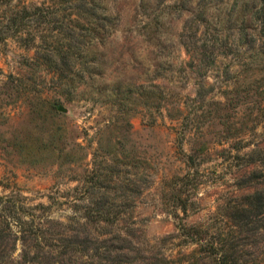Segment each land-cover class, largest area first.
<instances>
[{"label":"rangeland","instance_id":"1","mask_svg":"<svg viewBox=\"0 0 264 264\" xmlns=\"http://www.w3.org/2000/svg\"><path fill=\"white\" fill-rule=\"evenodd\" d=\"M3 7L42 12L0 28L1 229L116 216L70 264H264V0Z\"/></svg>","mask_w":264,"mask_h":264},{"label":"trees","instance_id":"2","mask_svg":"<svg viewBox=\"0 0 264 264\" xmlns=\"http://www.w3.org/2000/svg\"><path fill=\"white\" fill-rule=\"evenodd\" d=\"M10 1L12 0H0V6L3 4H9ZM4 9V7L0 8V28L1 26L4 27L10 23L15 24L18 19L39 15L42 12L41 7H35L31 12H27V9L23 7L22 9L17 10L13 16L12 14L8 16V10L6 11ZM24 13L30 14L24 17L22 16ZM4 39L6 38H3L2 41ZM248 198L250 200L249 207L254 210L260 208V205H263L261 197L257 194L249 196ZM100 200H102V197H100ZM9 201L13 202L11 200ZM3 202V198H0V208L2 207L1 203ZM98 206H101V202H98ZM74 216L67 222L58 223L48 221L44 217L39 218L35 216L23 215L15 204L11 203L8 208V216L5 218V222H7V225L9 226L7 229L11 230L15 228L16 231L12 230L10 232L9 230V232H7L6 230L1 229L0 226V244L2 243V240H4V235V237L10 236V250L12 253L15 251L17 243L22 245L19 259L15 261L12 260L11 264H70L76 257L72 253V250H75L76 245L81 248L78 252L79 254L85 256V253H87L88 249L85 246V243L88 241L89 237L84 230L87 229L91 222L95 224L111 223L117 219L116 216L94 217L89 214L79 218L76 216L74 218ZM52 228L61 230L62 232H69L73 235L71 237L63 238L60 236L55 238V236H51V232L53 231ZM80 237H83L84 240L79 241ZM26 238H29L32 243L31 245L26 244ZM55 242H61V244L57 245ZM81 243L84 245H81ZM31 249H35L34 252H32ZM42 260L44 261L42 262Z\"/></svg>","mask_w":264,"mask_h":264}]
</instances>
